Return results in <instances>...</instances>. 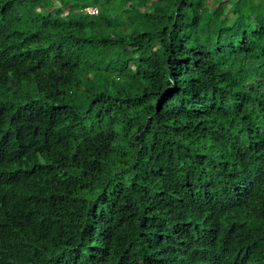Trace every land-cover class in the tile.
<instances>
[{
	"label": "trees",
	"instance_id": "obj_1",
	"mask_svg": "<svg viewBox=\"0 0 264 264\" xmlns=\"http://www.w3.org/2000/svg\"><path fill=\"white\" fill-rule=\"evenodd\" d=\"M263 5L0 0V264H264Z\"/></svg>",
	"mask_w": 264,
	"mask_h": 264
},
{
	"label": "rangeland",
	"instance_id": "obj_2",
	"mask_svg": "<svg viewBox=\"0 0 264 264\" xmlns=\"http://www.w3.org/2000/svg\"><path fill=\"white\" fill-rule=\"evenodd\" d=\"M240 7H242L243 9H245V3L244 2H239L238 3ZM260 10H264V5L262 7H259ZM90 12H92L93 10H89Z\"/></svg>",
	"mask_w": 264,
	"mask_h": 264
},
{
	"label": "built area",
	"instance_id": "obj_3",
	"mask_svg": "<svg viewBox=\"0 0 264 264\" xmlns=\"http://www.w3.org/2000/svg\"><path fill=\"white\" fill-rule=\"evenodd\" d=\"M87 12L91 13V14H96V9H91V8H87L85 9ZM89 10H93L92 12H90Z\"/></svg>",
	"mask_w": 264,
	"mask_h": 264
}]
</instances>
